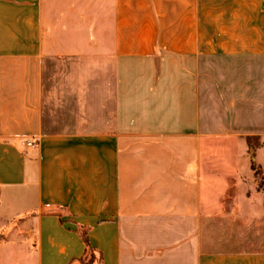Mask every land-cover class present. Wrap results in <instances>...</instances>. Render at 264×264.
<instances>
[{"label": "crops", "instance_id": "obj_1", "mask_svg": "<svg viewBox=\"0 0 264 264\" xmlns=\"http://www.w3.org/2000/svg\"><path fill=\"white\" fill-rule=\"evenodd\" d=\"M0 264H264V0H0Z\"/></svg>", "mask_w": 264, "mask_h": 264}, {"label": "rangeland", "instance_id": "obj_2", "mask_svg": "<svg viewBox=\"0 0 264 264\" xmlns=\"http://www.w3.org/2000/svg\"><path fill=\"white\" fill-rule=\"evenodd\" d=\"M259 147H260V142H259L258 140H253V141H251V143H250V148L252 149V150H251V154L254 155L255 152H256V150H257ZM255 169H257V168H255ZM256 177H257V180H258V182H259V185H261V178H262V176H261V172H260V171H258V172L256 173Z\"/></svg>", "mask_w": 264, "mask_h": 264}, {"label": "trees", "instance_id": "obj_3", "mask_svg": "<svg viewBox=\"0 0 264 264\" xmlns=\"http://www.w3.org/2000/svg\"><path fill=\"white\" fill-rule=\"evenodd\" d=\"M93 258H94V257H92V258L90 259V262H92V261H93Z\"/></svg>", "mask_w": 264, "mask_h": 264}, {"label": "built area", "instance_id": "obj_4", "mask_svg": "<svg viewBox=\"0 0 264 264\" xmlns=\"http://www.w3.org/2000/svg\"><path fill=\"white\" fill-rule=\"evenodd\" d=\"M29 145H32V144H29Z\"/></svg>", "mask_w": 264, "mask_h": 264}]
</instances>
